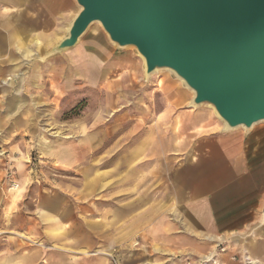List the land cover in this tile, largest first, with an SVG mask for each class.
<instances>
[{"label":"rangeland","instance_id":"374dc122","mask_svg":"<svg viewBox=\"0 0 264 264\" xmlns=\"http://www.w3.org/2000/svg\"><path fill=\"white\" fill-rule=\"evenodd\" d=\"M73 2L71 19L80 9ZM65 36L63 27L53 35H40L41 46L31 44L32 55L19 60V69L8 71L1 80L0 199L10 200V207L8 230L0 227V248L6 236L7 243L17 237L43 241L31 234H41V224L53 223L55 213L71 223L63 230L67 232L77 219L109 228L118 212L123 213L120 225H125L146 214L149 199L165 204L169 190L158 159H150L151 173H146L148 132L156 140L165 132L182 130L181 122L175 128L171 120L185 109L208 111L222 124L206 105H192L193 91L173 72L162 70L147 79L143 58L135 48L113 45L100 23L91 25L73 48L44 58ZM168 80L186 93L183 106L175 107L168 95ZM128 205H135L129 214ZM46 213L51 217L45 218ZM16 219L22 228H15ZM36 226L37 231L30 230ZM143 226L131 231L138 236L130 240L128 251L110 244L72 254L96 256L98 261L104 257L103 264H210L214 260L219 264L228 250L227 244H219L215 251L190 254L189 248L176 249L158 237H145ZM226 256L232 262H247L244 253Z\"/></svg>","mask_w":264,"mask_h":264},{"label":"crops","instance_id":"0c3cea01","mask_svg":"<svg viewBox=\"0 0 264 264\" xmlns=\"http://www.w3.org/2000/svg\"><path fill=\"white\" fill-rule=\"evenodd\" d=\"M74 8L73 0H0V84L8 71L19 69V60L32 55L31 44L41 46L40 35H53L55 29L62 27L66 33ZM120 61L130 63L127 59ZM167 83L166 90L175 107L183 106L188 100L186 93L174 88L169 80ZM177 112L178 117L171 122H175V128L176 122H181L182 130L165 132L156 140L151 139L149 132L146 135V168H149L146 173L147 170L151 173L150 159H158L161 165L158 169L161 172V167L164 168L169 190L167 204L149 199L146 214L120 225L123 213L118 212L109 228L102 223L77 219L67 232L63 230L71 223H64L55 213L53 223L41 224V234L36 230L39 226L30 229L37 231L31 234L33 237L43 240L39 243L20 237L7 243L9 236H6L1 243L0 264H103L104 257H98V261L96 256L83 253L74 256L72 252H87L110 244L128 251V243L138 236L130 234L131 231L145 222V237H158L167 245L173 243V248H189L190 254L198 255L227 244L231 256L244 253L245 262L249 258L254 264H264V122L250 131L244 128L225 131L223 123L217 124L208 111ZM211 128V132L204 133ZM128 172L125 175L129 177ZM9 207L10 200L0 199L3 231L8 230ZM134 208L135 205H128L127 213H132ZM47 213L45 218L51 217ZM15 224V228H22L18 219ZM227 253L219 264H240L228 260Z\"/></svg>","mask_w":264,"mask_h":264},{"label":"water","instance_id":"95a60500","mask_svg":"<svg viewBox=\"0 0 264 264\" xmlns=\"http://www.w3.org/2000/svg\"><path fill=\"white\" fill-rule=\"evenodd\" d=\"M68 34L45 57L100 23L120 49L135 48L145 76L170 70L230 129L264 122V0H75ZM228 130V131H230Z\"/></svg>","mask_w":264,"mask_h":264},{"label":"bare ground","instance_id":"6f19581e","mask_svg":"<svg viewBox=\"0 0 264 264\" xmlns=\"http://www.w3.org/2000/svg\"><path fill=\"white\" fill-rule=\"evenodd\" d=\"M76 16V15H75ZM74 16V17H75ZM74 17H73V19H74ZM73 19L71 20V22H69V24H68V28H67V31H66V35L68 34V32H69V30H70V26H71V23H72V21H73ZM62 39V38H61ZM60 39V40H61ZM59 40V41H60ZM143 62H144V69H145V61H144V59H143ZM167 71H170V70H167ZM157 72V71H156ZM155 72V73H156ZM154 73V74H155ZM153 75V74H152ZM180 79V78H179ZM182 82H183V80L182 79H180ZM207 107H209V109H211L213 112H214V114L222 121V123H223V128H224V130L225 131H228V130H230L226 125H225V123H224V121L218 116V114H217V112H216V110H215V108L212 106V105H206ZM255 126V125H254ZM246 264H254L249 258H247L246 259ZM249 261V262H248Z\"/></svg>","mask_w":264,"mask_h":264}]
</instances>
